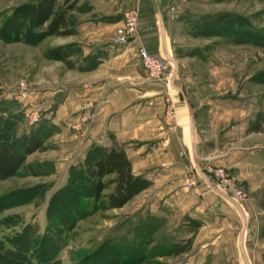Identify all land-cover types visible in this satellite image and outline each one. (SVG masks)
Wrapping results in <instances>:
<instances>
[{
    "label": "rangeland",
    "instance_id": "obj_1",
    "mask_svg": "<svg viewBox=\"0 0 264 264\" xmlns=\"http://www.w3.org/2000/svg\"><path fill=\"white\" fill-rule=\"evenodd\" d=\"M39 1L0 0V28L19 7ZM65 1L58 0L57 7ZM174 3L187 42L182 53L202 63L197 66V77L204 84L202 95L215 98L214 103L204 104L203 111L218 113L222 129L228 131L222 135L223 142L246 150L240 154L244 177L237 179L217 168L213 182L218 169L227 171L246 199L240 201L223 191L248 215L227 231H198L197 221L185 231L181 216L152 217L133 200L123 209H112L107 194L99 200L81 199L79 195L89 196L92 189L70 186V177L85 162L87 137L72 127L75 152L83 154V160L57 166L73 152L52 150L50 137L45 152L31 155L13 178L0 180V264H264V0ZM57 38L28 46L0 37V119L15 124L10 143L24 144L44 117L57 110L56 97L62 100L70 94L77 99V117L87 103L82 101L84 90L69 86L70 76L74 79L78 72L75 66L46 58L48 51L57 49ZM64 48L67 54L75 52ZM40 114L43 117L34 123ZM85 179L83 185L93 184L90 174ZM107 181L108 192L114 186L111 177ZM152 220L151 233L139 231ZM220 234L222 239L213 244ZM188 241L187 251L177 256L175 250ZM205 242L212 245L203 248ZM11 254L22 255V261Z\"/></svg>",
    "mask_w": 264,
    "mask_h": 264
},
{
    "label": "crops",
    "instance_id": "obj_2",
    "mask_svg": "<svg viewBox=\"0 0 264 264\" xmlns=\"http://www.w3.org/2000/svg\"><path fill=\"white\" fill-rule=\"evenodd\" d=\"M73 1L76 5L68 15L73 34L57 38L60 41L55 47L69 46L75 51L70 60L78 72L74 79L70 76L69 86L84 90L83 103L96 106L94 122L86 134V152L95 148L122 150L131 163V177L148 185L132 200L139 210L145 207L150 216H181V230L185 231L195 221L198 231L232 229L248 214L236 199L213 189V172L224 168L232 177L241 179L246 172L240 154L246 150L223 142L222 135L228 131L222 129L218 113L203 111L204 104L214 103L215 98L202 95L204 84L197 77V66L202 63L182 53L187 42L182 37V20L177 17L174 0H70ZM127 11L139 13L138 36L128 46L118 47L113 38L123 26ZM140 46L168 62L162 82L150 80L137 58ZM58 93L60 90L54 94ZM56 98L57 110L46 115L40 127L52 128L53 136L48 138V146L55 147L52 150L59 149L62 154L68 148L73 152L57 161V166L65 167L83 160V154L75 152L71 131L78 120L80 103L70 94L62 100ZM169 102L176 109L171 131L165 123ZM194 173L198 190L189 192L186 180ZM110 177L114 187L107 192ZM116 180L115 174L104 178L102 196L115 193ZM221 239L220 234L213 244ZM210 243L201 246L207 248Z\"/></svg>",
    "mask_w": 264,
    "mask_h": 264
},
{
    "label": "trees",
    "instance_id": "obj_3",
    "mask_svg": "<svg viewBox=\"0 0 264 264\" xmlns=\"http://www.w3.org/2000/svg\"><path fill=\"white\" fill-rule=\"evenodd\" d=\"M57 2L58 0H40L37 4L19 7L0 28V37L7 42L37 46L51 37L70 36L73 32L69 30L68 15L74 9L76 1L71 3L70 0H66L64 6L60 8L57 7ZM69 57L70 53L67 54L65 48L52 49L46 54L48 60L63 62L69 67H73L74 64L68 61ZM13 126L15 124H7L6 121L3 122L0 119V127L3 130L0 137L1 181L13 178L31 155L45 152L44 144L53 134L52 128L39 126L32 131L24 144L22 141L15 144L8 142ZM88 174L93 177V184L85 186L83 182ZM114 174L117 175V187L115 193L109 197V207L112 209H122L148 186L146 182L131 177V163L122 150L107 151L101 148L92 149L86 156L84 164L78 169L72 170L70 186L78 184L81 185L80 188L82 186L87 187L86 189L91 188L92 191L89 196L79 195V197L81 199L94 197V200H99L105 189L104 178ZM67 191L68 188L65 192ZM59 195L62 196V193ZM153 222L155 221L152 220V222L145 224L139 231H148L149 228H152ZM148 232L151 233L150 230ZM188 248L189 241L184 247L176 249L175 254L180 256ZM11 257L19 261L23 259V256L18 254H11Z\"/></svg>",
    "mask_w": 264,
    "mask_h": 264
},
{
    "label": "built area",
    "instance_id": "obj_4",
    "mask_svg": "<svg viewBox=\"0 0 264 264\" xmlns=\"http://www.w3.org/2000/svg\"><path fill=\"white\" fill-rule=\"evenodd\" d=\"M138 11H127L123 15V26L117 30L115 37L113 38V44L118 47H126L130 43L134 42L138 36ZM137 58L141 62L143 68L147 72L150 80L154 82H162L168 72V62L155 55L150 54L146 48L140 46L137 50ZM95 104L87 102L83 107L77 123L74 125V129L78 134H87L94 122ZM40 106V112H41ZM40 117L36 118L34 123H37ZM176 122V109L173 103L169 102L165 111V123L168 129L171 131L175 127ZM185 188L189 192H195L197 190L196 175H189ZM213 189L216 190H228L234 197L240 201H245V194L238 189L232 182L230 174L223 170L218 169L215 172V181L213 182Z\"/></svg>",
    "mask_w": 264,
    "mask_h": 264
}]
</instances>
